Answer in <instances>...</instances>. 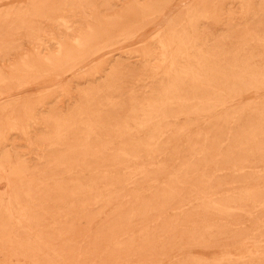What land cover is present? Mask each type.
Listing matches in <instances>:
<instances>
[{
    "label": "rangeland",
    "instance_id": "obj_1",
    "mask_svg": "<svg viewBox=\"0 0 264 264\" xmlns=\"http://www.w3.org/2000/svg\"><path fill=\"white\" fill-rule=\"evenodd\" d=\"M0 264H264V0H0Z\"/></svg>",
    "mask_w": 264,
    "mask_h": 264
},
{
    "label": "bare ground",
    "instance_id": "obj_2",
    "mask_svg": "<svg viewBox=\"0 0 264 264\" xmlns=\"http://www.w3.org/2000/svg\"><path fill=\"white\" fill-rule=\"evenodd\" d=\"M175 95V94H174ZM180 111V110H179ZM185 112V111H184Z\"/></svg>",
    "mask_w": 264,
    "mask_h": 264
}]
</instances>
